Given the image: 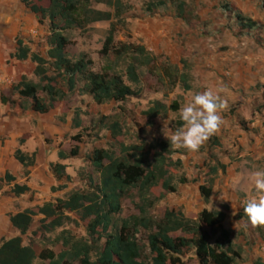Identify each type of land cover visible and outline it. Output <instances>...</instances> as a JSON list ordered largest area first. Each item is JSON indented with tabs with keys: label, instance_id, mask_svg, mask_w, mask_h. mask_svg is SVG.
Returning a JSON list of instances; mask_svg holds the SVG:
<instances>
[{
	"label": "trees",
	"instance_id": "obj_1",
	"mask_svg": "<svg viewBox=\"0 0 264 264\" xmlns=\"http://www.w3.org/2000/svg\"><path fill=\"white\" fill-rule=\"evenodd\" d=\"M264 4V0H259ZM24 7L37 17L38 24L47 32L46 54L32 51L28 42L16 39V50L10 55L17 62L30 61L34 65V77L38 82L22 76L11 85L6 93H0V102L11 109L30 110L41 116L54 111L61 114V122L68 115L67 102L71 96L88 97L97 107L116 104L123 105L131 99H138L144 89L172 92L180 87L190 92L191 79L186 72V63L175 65L169 59L153 55L145 46L115 41L118 25L125 21L122 16L125 6L122 0H23ZM104 6L110 11H102L95 6ZM174 11L175 19L187 27L188 20L183 0H153L146 4L148 15L161 9ZM220 18L226 22L218 33L229 32L238 39L251 38L257 44H264V26L242 14L228 2L219 7ZM108 23L106 37L100 51L105 63L100 71H94L93 62L85 54L72 57L68 51L70 36L75 32H85L92 25ZM27 108V109H26ZM179 105L175 101L170 106L154 101L143 112L147 125L164 118L169 112L177 113ZM75 128L82 130L76 111ZM246 129V123H239ZM176 126L182 127L181 120ZM89 131L95 137L107 131L113 145L108 149H96L87 156L88 165L98 178L88 177V185L72 191L65 199L44 203L36 208H28L16 214H9L8 220L18 236L0 238V264H185L192 256L197 264H243V251L258 242L264 243V228H253L247 223L243 210L236 215L242 223L239 236L244 244L234 240L232 231L223 227L230 208L208 209L216 181L226 174L227 165L218 157L209 154L199 172H193L192 182L199 185L201 203L205 206L198 213L187 217L181 209L167 207L162 217L149 215L156 202L178 193L181 185H186L185 177L177 179L172 170L182 168L180 160L169 141H154L151 145H126L122 141L123 124L110 122L108 117H100ZM87 131V129H86ZM79 134L74 140H80ZM30 139L29 134L19 139L22 147ZM211 150H222L216 137L208 141ZM116 147L118 151H116ZM79 148L70 153L58 152L59 163L51 164L50 172L57 184L53 192H62L71 183L67 174L68 166L62 162L75 159ZM13 159L22 167L21 176L28 179L36 165V153L31 155L17 149ZM17 179L5 174L4 182L11 187L10 193L21 198L32 193L27 185L15 183ZM159 189L158 198L153 190ZM139 215L117 218L123 212L124 202L132 197ZM39 217V229L32 232L35 218ZM81 224L86 236L79 237L69 226ZM140 231L146 233L143 245L138 239ZM47 233L49 248L37 252L34 245L45 238ZM32 235L25 244L24 237ZM44 240V239H43ZM59 251L54 252L55 248ZM256 264H260L259 262Z\"/></svg>",
	"mask_w": 264,
	"mask_h": 264
},
{
	"label": "rangeland",
	"instance_id": "obj_2",
	"mask_svg": "<svg viewBox=\"0 0 264 264\" xmlns=\"http://www.w3.org/2000/svg\"><path fill=\"white\" fill-rule=\"evenodd\" d=\"M151 1L153 0H122L125 6L122 18L125 22L118 25L115 41L143 45L153 55L162 59L167 58L172 64L180 65V67H183L181 63L185 62L186 72L191 79V91L183 92L180 87H176L172 92L155 93L146 87L138 99H131L123 105L112 103L100 107L95 106L88 97L71 96L68 98L67 108L69 110L64 123L60 120L59 111L45 116L35 114L29 119L34 129V139L24 145L26 150L35 151L37 154V162L32 169L31 177L25 181L21 174H18V170L14 168L11 160L3 158L0 162L1 225V221L7 220L9 214L36 208L57 199H65L72 191L87 186L88 177L97 180L98 175L88 165L86 157L96 149H109L113 145L110 133L107 131L101 132L98 138L95 137L93 131L88 130L98 123L100 117L105 116L110 119V122L119 121L123 124L122 141L126 145L147 147L157 140L168 141L167 137H170L178 128L176 122L181 120L180 108L191 103L196 93L209 90L227 100L230 106L227 111L223 112L224 124L219 135H216L221 140L224 135L223 131H226V141L223 142L224 149L211 150L207 142L197 152L179 150L180 155H183L184 158L180 159L176 154L172 159L180 160L182 168H174L172 174L177 179L185 177L188 182L186 185L179 186L177 194L168 196L161 202H156L149 210V215L160 218L167 207H173L181 209L187 217H190L204 208L199 194V185L200 183L204 184V180L201 177L200 183L192 182L193 172H199L200 167L204 165L211 153L221 159L228 169L226 174L221 175L216 181L212 199L206 208L220 209L223 205H227L230 212L223 227L232 231L236 242L243 243L239 236L242 226L237 222L236 215L241 211L242 204L246 199L257 198L251 174L254 171L264 170V49L255 47L253 41V43L246 40L240 42L228 32L218 33L217 30L225 25L224 20L220 18L219 7L222 3L229 2L246 15L258 19L260 16L264 17V5L261 6L257 0H183L186 3L185 13L192 25L191 28L175 19L174 11L171 9L161 8L154 15H148L145 12V7ZM10 3L20 6V23L17 25L20 30L13 42L17 38L22 39L30 44L33 52L45 56L48 35L46 30L38 24L37 17L24 7L22 0ZM95 8L110 11L101 5L95 6ZM108 29V23H98L92 25L85 32L72 33L71 43L68 47L70 55L77 57L80 54H85L93 62L94 71H100L105 63L100 51ZM32 32H36V35ZM248 53L252 55L254 63L251 71H247V64L244 60ZM230 54L231 56H229ZM9 63L12 65L7 68H12V73L7 74L2 71L0 76L10 79L12 83H3L1 93H6L11 85L19 81L21 76L18 73L38 82L33 74L34 65L30 61L10 60ZM228 63L230 64L228 67L221 68L222 65ZM227 72L229 75L225 74ZM154 101H160L167 106L176 101L179 111L177 113L169 112L166 117L153 121V124L149 126L143 112ZM2 109L6 111L4 106ZM78 110L81 112L79 121L83 131L76 129L74 124L75 113ZM231 111H237V116L244 120L249 118L251 112H258V126L255 124L253 127L248 124L249 131L247 132L239 129L230 114ZM29 113H31L30 110L21 109L22 117H29ZM254 131L257 133L254 134ZM79 134H82L81 139L74 140ZM75 147L79 148L78 157L62 162L68 166L67 174L72 177V181L67 185L65 191L53 192L51 188L56 187L57 184L49 166L60 162L57 156L58 152L70 153ZM3 149L5 150L4 143L1 145V150L3 151ZM115 150L118 151V148L116 147ZM4 171H10L17 176V183L19 185L27 184L32 193L21 198L11 195V187L3 182ZM159 195V189L153 190L155 198H158ZM137 202L138 199L133 193L132 197L124 202L123 212L117 218L138 216L139 212L134 206ZM39 220V217L35 218L31 230L34 233L39 229ZM69 229L79 237L86 236L85 229L81 224H73L69 226ZM54 235L45 233L43 235L45 238L41 237V240L34 245L35 250L39 252L44 247L49 248L47 240L48 238L52 239ZM31 236L30 234L24 237L25 244L29 243ZM138 239L144 245L146 233L140 231ZM262 248H264V243H260L256 249L254 248L258 256L264 255ZM58 251V247L54 249V252ZM252 251L251 248L248 253L245 251L242 254L243 264H248L250 257L255 255ZM252 262L256 263L255 260ZM185 264H197V262L190 256L185 259Z\"/></svg>",
	"mask_w": 264,
	"mask_h": 264
},
{
	"label": "crops",
	"instance_id": "obj_3",
	"mask_svg": "<svg viewBox=\"0 0 264 264\" xmlns=\"http://www.w3.org/2000/svg\"><path fill=\"white\" fill-rule=\"evenodd\" d=\"M11 1L15 2V0H0V73L2 71H4L7 74L12 73V68H7V66L12 65V63H9V61L11 60L10 55L13 54L16 50V41L13 42V40H14V37L17 36V34L19 33V30H20L19 26H17L20 23V17H19L20 6L18 4H11L10 3ZM257 1L259 2V4L261 6L264 5L259 0H257ZM235 8L238 9L237 7H235ZM238 10L240 12H242L240 9H238ZM242 14L244 16L254 20V21L259 22L262 26H264V17L260 16L258 19H256L255 17H250V16L246 15L244 12H242ZM225 24H226V22H225ZM231 36H233L235 39H237L240 42H243L244 40H246L247 42L253 41L254 43L253 42L252 43L256 45L255 47L260 48V49H264V44L259 45L251 38L238 39L237 37H235L232 34H231ZM229 56H231V54ZM244 60L246 61V64H247V68H248L247 71H249L251 69L252 65L254 64L252 61L253 60L252 55L250 53H248ZM229 65H230L229 63L225 64L224 66L222 65L221 68H223V67L225 68L226 66L228 67ZM260 67H261V65H260ZM18 74L21 77L25 76L24 74H21V73H18ZM225 74L229 75L228 72ZM21 77H20V79H21ZM20 79H19V81H20ZM5 80H7V78L4 79L0 76V89L3 87V83ZM2 91H3V89L0 90V93ZM2 106H4V105H2L0 102V162L3 160V158L11 160L14 168L18 170V174L20 175L22 172V167L13 159V154L17 149H20L29 155L35 153V151L30 152L29 150H26V147L24 148V145L27 142L32 141L34 139V132H33L34 129L31 126L29 119L34 117L35 114L33 112H31L28 114L29 117L25 118V117H22L20 108L11 109L9 106H4L6 109V111H4L2 109ZM12 110H14V111H12ZM17 110H19V111H17ZM236 113H237V111L236 112H232V111L230 112V114L234 118V122L237 124L239 129L247 132V131H249V129L247 127L248 124H251L253 127L255 124H257V126H258V124H259V120H258V114L259 113L258 112H256V111L251 112L249 118L248 119L245 118L246 120L238 117ZM39 116H41V115H39ZM226 117H228V115H226ZM229 118H231L230 115H229ZM253 118L255 119L254 121L251 120ZM241 122H244V123L247 122L246 123V129L241 128V126L239 124ZM223 132H224V135L222 138L223 140L222 139L220 140V138L216 135H214L212 137H216L217 139H219V141H220V143L224 149L223 142L226 141V138H225L226 137V131L224 130ZM253 133L256 134L257 131H254ZM25 134H29L30 139L22 147H20L19 146V139H21L23 137V135H25ZM250 135H252V134H250ZM3 143L5 145V150L3 149V151H2L1 145ZM57 156H58V154H57ZM219 160L222 162L221 159H219ZM36 162H37V154H36ZM223 164H225V163H223ZM227 169H228V167H227ZM6 173H9L10 175H12L13 177H15L17 179V176L13 175L10 171H4L3 180H4ZM31 174H32V171H31ZM30 177H31V175H30ZM24 180L26 181L27 179H24ZM15 183H17V181ZM25 185H27V184H25ZM227 219H228V217H227ZM1 223H2V225L0 224V238L5 237L4 239H10V238H14V237L18 236L17 231L15 229H13L11 227V225H9L10 223L8 220V216H7V220L5 219V221L3 220V221H1ZM239 223L242 226V223L241 222H239ZM241 239L244 240V237L241 236ZM260 243H262V242H258L255 246L251 247L253 250L252 253L255 255H252L250 257V261L248 262V264H254L252 262V260H255L256 263L259 262L260 264H264V255L258 256V253L256 254V251L254 250V248L256 249ZM241 244H244V241H243V243L241 242ZM251 248H245L243 253H245V251L248 253V251ZM262 251H264V248H262Z\"/></svg>",
	"mask_w": 264,
	"mask_h": 264
},
{
	"label": "clouds",
	"instance_id": "obj_4",
	"mask_svg": "<svg viewBox=\"0 0 264 264\" xmlns=\"http://www.w3.org/2000/svg\"><path fill=\"white\" fill-rule=\"evenodd\" d=\"M227 100L212 91L205 90L193 96L191 103L180 108V119L183 126L167 137L170 147L179 150L197 152L214 135H218L224 124L223 112L229 109ZM257 198L246 199L242 210L247 217V223L253 228H264V170L252 174Z\"/></svg>",
	"mask_w": 264,
	"mask_h": 264
},
{
	"label": "built area",
	"instance_id": "obj_5",
	"mask_svg": "<svg viewBox=\"0 0 264 264\" xmlns=\"http://www.w3.org/2000/svg\"><path fill=\"white\" fill-rule=\"evenodd\" d=\"M32 34H35L36 35V32H32ZM11 83H12V81L9 80V79H7V80L4 81V84H11Z\"/></svg>",
	"mask_w": 264,
	"mask_h": 264
}]
</instances>
